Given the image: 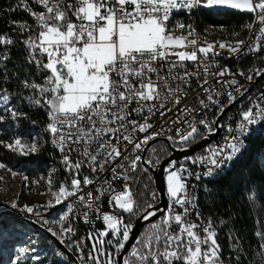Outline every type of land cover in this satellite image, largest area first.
Returning a JSON list of instances; mask_svg holds the SVG:
<instances>
[{
	"label": "snow or ice",
	"instance_id": "6c2138e0",
	"mask_svg": "<svg viewBox=\"0 0 264 264\" xmlns=\"http://www.w3.org/2000/svg\"><path fill=\"white\" fill-rule=\"evenodd\" d=\"M33 2L40 5L43 10L33 11L26 0H20V4L36 21L35 35L29 36L24 43L29 49V63L34 62L37 68L45 73V83L42 85L34 81L31 83L27 80L23 81L25 88L33 89L38 94V98L30 96L28 100L35 105L43 103L49 109L50 122L47 130L53 135V143L58 144L61 151L69 141L83 145L84 155L89 158V166L98 163L101 171L104 170L106 163L121 156V150L116 144L111 143L116 133H121L123 140L133 144L134 137L131 133L123 134L127 132L125 119L129 114V105L133 102L138 105L131 111H143L147 107L148 111L152 112L155 105L149 106L146 102L159 100L162 88L167 89L169 97H174L175 104L181 103L180 97L176 95L181 90L172 88L166 77L159 76V79L163 81L162 85L151 78L152 73L159 75L157 67L154 66L155 62L166 60L169 55L176 56L179 61L183 62L198 61V52L205 58L208 53L219 54L215 52L212 43L195 48L191 52L172 51V49L185 48L189 45L196 46L198 43L196 39H188L195 33L192 25L184 23L175 25L176 29H187V36L174 35L169 31L168 23L174 12L184 10L191 12L196 8L208 10L227 8L246 11L255 15V23L259 25L260 35L256 39L264 38V0H33ZM20 27L28 30L26 22L20 24ZM247 27L251 30L252 24ZM12 43L11 39L0 35V44ZM217 43L220 49L237 53L246 42L238 40L235 46L231 43ZM256 50L249 48V51ZM6 59V55L0 57V60ZM177 66L182 65L171 64L172 68ZM228 71L225 68L216 75L223 77ZM204 73H208V65H204ZM254 73L256 76L264 75V68L255 69ZM196 74L200 75V73ZM190 75L185 72L183 77L172 75L171 78L184 80ZM246 79L252 81L253 76L249 75ZM227 83L236 86L234 90L240 95L247 91L244 85L239 84L235 79ZM205 85H208L207 78L201 82L200 88L203 92H208L211 86L205 87ZM10 98L7 89L0 90V102L7 104ZM235 99L233 93L229 92L228 103H233ZM208 100L212 104L219 103L211 95L208 96ZM199 103L204 108L208 107L203 99ZM161 107L164 105L161 104ZM226 107L227 105L220 104L216 115L222 114ZM191 110L189 107L184 109L185 112ZM6 111L11 112L13 118L21 115L11 108H7ZM161 115L164 113L162 112ZM242 118L246 123L237 126L238 134L230 138L227 152L225 148H219L212 150L210 157L199 158L201 164L207 160L211 165L203 173L204 176H211L214 170L224 168L242 151L244 143L241 137L247 135L249 125H256L264 118V111L258 110L254 115L253 109L250 108L242 113ZM3 120L4 117L0 116V122ZM128 123L133 126V133L137 129L144 133L152 128V124L147 123V117H145V123L142 124H137L136 120H130ZM216 123V120H212L211 123L207 120L200 121L209 134L213 131L212 125ZM114 124H118V127H112ZM198 133L199 129L190 125V131L180 135L178 143L185 144L194 139ZM157 135L159 133L153 132L145 136L140 142L134 144L132 151L141 150L143 145ZM115 138L119 142V137ZM169 139L171 140L172 137ZM94 142L96 154L90 151ZM3 143L0 141V144ZM5 146L13 151H20L21 154H27L25 151L27 146L20 138H16ZM28 150L35 152L37 148L33 144ZM101 155L105 158L98 160ZM63 160L69 163L70 169L81 167L80 163L72 165L68 156H64ZM140 160L141 156L136 155L131 161L133 171L136 170L137 162ZM192 162L197 163L196 160ZM156 163L159 164V160ZM176 163L174 160L170 161L164 169L167 174L169 203L160 223L153 224L154 231L147 233L144 239L137 240L139 247L133 245L128 254L134 259L130 262L125 257L123 264H220V246L215 239L216 231L212 220L202 225L185 219L195 209L196 198L187 192V177L183 174L187 173V176H192L193 173L183 164L177 168ZM117 167H123V165H117ZM4 168H7V165L0 163V169ZM92 171L96 172L97 168L92 167ZM112 172L116 173V167L112 168ZM120 175L123 176L122 173ZM195 176L197 180L201 178L199 173ZM123 178L128 179L127 176ZM92 183L93 181L87 176L84 177L85 187ZM71 187L72 190L69 191L61 185L59 192L53 193L57 204L62 202V198L75 196L81 189V181L73 178ZM133 196L134 194L125 184L124 190L113 195L109 203L114 201V207L133 213L136 208ZM254 196L255 193L250 195L249 201L254 202ZM155 199L153 195L152 202H148L140 209L138 215L141 219L148 221L161 211L155 206ZM78 200L86 202L87 207L91 208L93 195L89 192L86 196H78ZM47 206L53 207L51 202ZM11 207L17 208V202L13 201ZM177 207L182 211L177 212ZM68 210L72 211V205L68 206ZM21 211L32 213L34 209L25 205ZM196 217L197 220L202 219L199 212L196 213ZM64 219L65 217H61L60 233L49 229L52 235L60 240V243H64L65 233L74 234V229L71 227H63ZM85 220L87 221V213H85ZM103 220L106 230L98 233L99 238L94 239V235L89 234L88 238L93 240V244L87 259L94 261V264H118L116 257L125 249L134 225L125 224L122 220L107 213L103 215ZM220 223L223 224L224 221L221 220ZM173 226L176 231L170 230ZM108 230H111L113 237L120 234L115 242L103 239L108 235ZM201 231L203 235L200 234ZM257 235L264 240V233H257ZM105 243L112 245L115 253L105 252L102 247H97L98 244L102 246ZM260 248L264 250V243L260 245ZM77 251H80L79 246H77ZM101 257L106 258L101 260ZM32 259L39 260V257L33 256ZM12 264H17V261L14 260Z\"/></svg>",
	"mask_w": 264,
	"mask_h": 264
},
{
	"label": "trees",
	"instance_id": "16d2710c",
	"mask_svg": "<svg viewBox=\"0 0 264 264\" xmlns=\"http://www.w3.org/2000/svg\"><path fill=\"white\" fill-rule=\"evenodd\" d=\"M26 2L33 11L43 10L33 0ZM249 17L250 13L241 10L200 8L197 23L202 34L239 40V36L244 33L243 23ZM25 22L28 30L20 27ZM35 30L36 21L20 4V0H0V35L13 41L12 44H0V57L7 56L6 60H0V90L7 89L11 97L7 104L0 102V116L4 117L0 122V141L4 142L0 144V163L21 172L26 188L39 191L45 187L47 175L52 176L54 185L61 181L69 186L71 169L66 164H55V153L47 130L49 110L43 103H30L28 97L38 98V94L33 89L25 88L22 83L25 80L38 84L44 82L45 73L34 62L29 63V49L24 43ZM7 108L21 115L13 118L11 112L6 111ZM36 131L43 140L35 152L21 154L5 146L16 138L28 143ZM197 139L199 136L189 142ZM168 152L165 141L157 138L145 148L143 158L145 162H151L148 164H155ZM53 166L54 171H51ZM128 182L136 208L133 213L122 212L120 219L125 224L131 223L140 209L152 202L153 195L156 197L152 175L140 161L137 162L136 170L130 172ZM253 193L254 202L248 199ZM156 200L157 197L154 203ZM199 203L201 210L214 224L215 239L220 246V264H264V250L260 248L264 240L257 235L264 233V133L251 135L245 150L238 157L222 168L217 176L202 183ZM22 221L25 220L12 214L0 215V245L12 242L23 233L17 228ZM25 223L31 226L36 241L47 249V253L43 259L32 261L25 252L9 250L3 254L0 251V260H4V264H12L14 260L17 264H43L44 260H48L49 264H73L66 251L47 233L34 224ZM157 223H160L159 216L144 223L125 255L130 262L134 259L128 255L133 245L139 247L137 240L144 239L147 233L154 231L153 224ZM64 245L71 249L66 242Z\"/></svg>",
	"mask_w": 264,
	"mask_h": 264
},
{
	"label": "built area",
	"instance_id": "2783aa9c",
	"mask_svg": "<svg viewBox=\"0 0 264 264\" xmlns=\"http://www.w3.org/2000/svg\"><path fill=\"white\" fill-rule=\"evenodd\" d=\"M197 9V8H196ZM188 10L174 12L171 16L170 22L168 23V29L174 35H185L187 36V29H176L175 25L178 23H184L185 25H192L195 29L193 36L188 37V39H196V46H187L185 48H175L172 51H186L191 52L200 46H205L207 43H212L214 45V50L218 55L213 53H208L207 58L201 53H197L199 59L198 61H179L178 57L169 55L166 60H159L155 62L154 66L157 67L159 75L157 73H152L151 78L158 84H163V81L159 79L162 75L167 78L169 85L172 88H179L181 91L177 92L181 99L180 104H175L174 97H169L167 95V89H161V98L156 101L146 102L149 106L155 105L152 112L148 111L145 107L143 111H131L136 109L138 105L133 102L129 105V114L125 119V126L127 132L123 134H129L134 137L133 144H129L127 141L123 140L121 133H116L111 143L116 144V146L121 150V156L116 157L114 160L109 161L105 164L104 170L101 171L99 164L95 163L89 166V158L84 155L83 145H77L71 141L67 142L64 146V150L61 151L58 145V151L61 157V162L66 165L63 160L64 156L69 157V162L72 165L80 163L81 167L79 169L71 168V175L69 178L68 190L71 191V181L73 178H77L81 181V189L76 193L75 196H68L63 199V201H70L75 208V218L72 221L70 227L74 229L73 233H65L64 243L66 242L71 246L70 250L76 257L78 264H94V261L87 259L89 253L92 250V245L89 241V232L97 227H101L105 224L103 220L104 214L113 215L115 218L120 219L123 210L114 207L115 202L109 203L111 197L117 192L124 190V185L127 184L129 189L128 179L125 180L123 176L129 178V174L132 171L131 161L135 159L136 155H141V151L145 147L142 146L141 150L133 152L132 149L134 144L140 142L145 136L152 134L153 132L159 133L157 136H164L170 143L175 146H182L189 144L191 142L180 144L178 143L180 135L186 134L190 131V125L196 126L199 129V133L196 136H206L209 134L208 130L200 124L201 120H207L211 123L214 120L217 112L219 111L220 104L227 105L225 111L222 113L221 118L218 121L219 133L215 141H208L203 147L194 151L191 154H187L176 160V167L179 168L183 164L189 171L193 173L192 176H187V192L194 196L195 199V209L185 217V219L192 222H196L202 225H206L209 221L207 215L201 214V207L199 203V190L202 183L210 178L215 177V175L221 170H214L213 175L204 176L205 173L211 165L207 160L201 164L199 162L200 157H210L212 150H218L219 148H225L227 152V144L230 138L234 134H238L237 126L241 123H246L243 121L242 113L248 109H253L255 112L260 110L264 111V75L256 76L254 73L255 69L264 68V38L257 40L256 37L260 35L259 25L255 23V15L250 13V17L247 18L243 23L244 33L239 36V40L245 41V45L237 53H231L227 49H220L217 42H222L220 39H205L202 37L195 28L194 25V13L195 10ZM252 24V29L250 30L247 25ZM35 34H32L34 36ZM235 46V44H232ZM249 48H255L256 51H249ZM172 63H176L175 68L171 67ZM204 65H208V73H204ZM228 69V73L223 77L216 75L219 71L223 69ZM188 72L191 75L185 77L184 80L172 79L171 76L175 75L177 77H183L184 73ZM196 73H200L197 75ZM243 73V75H240ZM253 76L252 81L246 79L247 76ZM207 78L208 85L211 86L208 92H203L200 88L201 82ZM235 79L239 84H243L247 89L243 95L235 92L234 85L227 83L230 80ZM217 81H220L217 83ZM243 91V89H242ZM232 92L236 97L235 101L231 104L228 103V93ZM211 95L214 100L218 101L217 104H212L208 100V96ZM203 99L207 108H204L199 101ZM161 104L164 107H161ZM186 107L191 108V111L185 112ZM164 115H161V113ZM145 117H147V123L152 124V128H149L147 132L141 133L138 131L132 132V125L128 123L130 120H136L137 124L145 123ZM264 125V118L261 119L256 125H249V131L254 128H261ZM112 127H118V124L112 125ZM214 130V125H212ZM179 130V132L177 131ZM74 131V130H73ZM248 131V133H249ZM113 135V134H109ZM119 137V142H117L115 137ZM195 136V137H196ZM169 137H172L170 140ZM242 138V137H241ZM193 142V141H192ZM92 154H96L95 142L90 149ZM127 157V158H125ZM105 157L101 155L98 160H102ZM187 158V159H186ZM196 160L197 163L192 161ZM117 165H123V167H117ZM92 167H96L97 171L93 172ZM116 167V173L112 172V168ZM123 174L120 175V174ZM201 174L199 180L196 179L195 174ZM87 176L93 181L92 184L88 186L83 185V179ZM91 192L93 195L92 207L88 208L86 202H81L78 200V196L84 195ZM99 197V199H96ZM62 201V202H63ZM169 199L167 196V203L165 208L160 213V220L167 209ZM177 212L182 211L179 207L176 209ZM199 212L202 219L197 220L196 213ZM85 213H87V221L85 220ZM171 231H176L175 226H173ZM203 235L202 231L200 232ZM77 246H79L80 251H77Z\"/></svg>",
	"mask_w": 264,
	"mask_h": 264
},
{
	"label": "rangeland",
	"instance_id": "374dc122",
	"mask_svg": "<svg viewBox=\"0 0 264 264\" xmlns=\"http://www.w3.org/2000/svg\"><path fill=\"white\" fill-rule=\"evenodd\" d=\"M44 83L45 80L43 84ZM42 140V136L39 134V132L36 131L32 135L30 142L27 143L25 141H22L27 146L25 151H29L28 149H30L33 144H35L37 148L42 143ZM9 169L10 168L8 167L0 169V209L4 207L11 208L24 217L30 218L36 222L43 223V226H45L48 230L51 229L52 231L60 233L61 217H65L68 213L62 204L63 202L59 204L56 203V197L53 195V193H58L61 185H63L65 188H68V186H66L61 181H58L57 184L54 185L52 176L47 175L45 187L39 191H32L26 188L24 177L21 172ZM13 173H15V175H13ZM166 175L167 174L164 171L163 177L167 195ZM63 199L64 198H62V201ZM13 201L17 202V208L11 207V203ZM49 202H51L53 207L47 206ZM25 205L33 207L34 211L32 213L21 211V209H23ZM22 222L23 223H18L17 228H20L21 232L23 233L15 237L16 239L12 240V242L2 243L0 245V251L3 254L7 253L9 250L18 251L20 253L25 252L29 254L31 259L33 256H38L39 259H43V256L47 253V249H45L36 241L35 233L33 232L31 226L26 224L25 221ZM63 227L66 226L63 224ZM104 230H106L105 224L101 227L95 228L94 230H90L89 234L92 233L94 235V239H98V233ZM119 235L120 234H117V237H113L111 230H108V235L103 239H105V241L114 240L115 242V239H117ZM89 241L92 245L93 240L89 239ZM97 247H102L105 252L115 253V248L107 243L102 246L98 244ZM105 258L106 257H101V260H104ZM32 261L37 260L32 259ZM42 263L49 264V261L44 260ZM0 264H4V260L1 259Z\"/></svg>",
	"mask_w": 264,
	"mask_h": 264
},
{
	"label": "water",
	"instance_id": "95a60500",
	"mask_svg": "<svg viewBox=\"0 0 264 264\" xmlns=\"http://www.w3.org/2000/svg\"><path fill=\"white\" fill-rule=\"evenodd\" d=\"M221 116H222V114H220L219 116H217V115L215 116L214 120H216L217 123L214 124V130L211 132V134H208L206 136H201L199 139H197V140H195L189 144H186V145L175 146L172 143H170L164 136H156L154 139L160 138V139L164 140L165 143L167 144V147L169 148V152L159 160V164H157V163L148 164L147 162L144 161V158H143L145 148L154 139L150 140L145 145L143 150L141 151L140 162L142 164H144V166L150 171V173L152 175V180H153V184H154V188H155V192H156V197H157V200L154 204L157 208L161 209V211L155 217H158L160 215V213L165 208L166 203H167V195H166V191H165L164 177H163L164 169L166 168V166L169 164L170 161H173V160L176 161L178 158H181L187 154L193 153L194 151L203 147L208 141H215L217 138V135L219 133L218 121L221 118ZM204 137H206V138H204ZM3 213L12 214L18 218L25 220L28 223L34 224L35 226L40 228L42 231L47 233L56 242V244H58L60 247H62L66 251V253L69 255L73 264H77L75 257L73 255V253L71 252V250L68 249L64 245V243H60V240H58L57 237L53 236L52 233L45 226L39 224L38 222H36L30 218H27V217L20 215L19 213L15 212L13 209L8 208V207H4V208L0 209V215ZM155 217H152L148 221L141 219L139 217V215H137L134 218V220L131 222L134 225V228H133L132 232L130 233V239L127 242L123 252L116 257L118 264H123V258H125V255L129 249V247L131 246V244L133 243V241L137 237V235H138L140 229L142 228V226L144 225V223L153 220Z\"/></svg>",
	"mask_w": 264,
	"mask_h": 264
},
{
	"label": "bare ground",
	"instance_id": "6f19581e",
	"mask_svg": "<svg viewBox=\"0 0 264 264\" xmlns=\"http://www.w3.org/2000/svg\"><path fill=\"white\" fill-rule=\"evenodd\" d=\"M199 9L200 8H197L196 10H195V13H194V25H195V28H196V31L202 36V37H204L205 39H220L222 42H224V43H231V44H235L236 43V41H238V40H229V39H227V38H218V37H213V36H211V35H206V34H202L201 32H200V29H199V26H198V23H197V12L199 11ZM199 14V13H198ZM36 33V30L34 31V33L33 34H35ZM262 133H264V125L261 127V128H254V129H252L251 131H249V133H247V135H243L242 136V139H243V143H244V147H243V149H242V151L240 152V153H238L237 154V156L236 157H238L244 150H245V147H246V144H247V140H248V138L251 136V135H257V134H262ZM50 136H51V142H52V146H53V149H54V153H55V156H54V162H55V164L56 165H62V164H64L63 162H61V157H60V154H59V151H58V145L56 144V143H53V140H54V137H53V135L50 133ZM236 157H234V159L236 158ZM51 171H54V166H53V168H51ZM220 172V171H219ZM219 172L215 175V176H217L218 174H219ZM63 206H64V208L66 209V211H67V215L65 216V219H64V221H63V224L66 226V227H64V228H68V227H70V225H71V223H72V221L74 220V218H75V208H74V206L72 205V203L70 202V201H63ZM69 205H72V211H69L68 210V206ZM201 214L202 215H205V213L201 210ZM74 255V254H73ZM75 257V256H74ZM75 260H76V262H77V264H78V261H77V259H76V257H75Z\"/></svg>",
	"mask_w": 264,
	"mask_h": 264
}]
</instances>
